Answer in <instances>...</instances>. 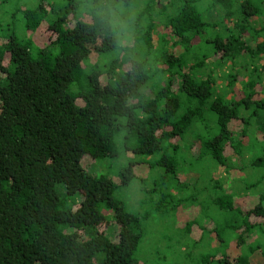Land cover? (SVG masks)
Masks as SVG:
<instances>
[{"label": "trees", "instance_id": "16d2710c", "mask_svg": "<svg viewBox=\"0 0 264 264\" xmlns=\"http://www.w3.org/2000/svg\"><path fill=\"white\" fill-rule=\"evenodd\" d=\"M151 220L172 264H264V0H0V264H161Z\"/></svg>", "mask_w": 264, "mask_h": 264}, {"label": "rangeland", "instance_id": "374dc122", "mask_svg": "<svg viewBox=\"0 0 264 264\" xmlns=\"http://www.w3.org/2000/svg\"><path fill=\"white\" fill-rule=\"evenodd\" d=\"M120 12L123 14H126L128 17V20H133L136 12L139 10L138 5L127 8L124 6H119ZM214 19H217V14L214 16ZM160 27V26H159ZM160 31V29H159ZM26 37L33 39L35 42H43L40 37L38 35H34V33L32 32H26ZM157 35L154 36V40L157 41ZM43 37V36H42ZM207 48H205L204 46H201L200 49V53L203 52H207L206 51ZM225 71V70H224ZM220 84L221 82L218 81ZM225 83V82H224ZM240 87V84L237 83L236 85V89ZM188 141H190L189 138H187ZM82 166L84 167L85 170H87L90 173H97V174H101V175H105L107 177H109L115 184H117L119 186V173H120V169L124 166V162L123 161H113L111 158L110 159H105L104 161L100 162V164H98L97 166L95 165V163H93V161H91L89 158H85L82 162ZM158 172L159 171H154L153 173H151V176H149V173L147 172V167H143L141 169H139V176H141L142 178H149L150 179L146 182V184L140 183V182H133L131 183L128 187H117L113 197L122 202L124 209L129 212V213H133V214H137V213H143L144 209L141 207V202H143L144 200V194L143 191L144 190H150V188L152 187V181L158 177ZM250 174V172H248V175ZM216 178L220 177V178H224V176L221 175H215ZM241 176L238 174L236 176V178H240ZM195 176H180V180L182 182L188 183V184H193L195 182ZM118 181V182H117ZM161 183V182H159ZM229 183H227V185H229ZM238 184H236V182H234V187H237ZM189 194V193H188ZM193 192L189 195H192ZM143 197V198H142ZM241 204H244V200H241ZM174 215H169L170 218V222L171 221H175V219L177 218V222L179 223L178 225L183 226L185 224V222L187 220L193 219L194 217H196L195 212L189 211L188 209H179L176 212V218L172 217ZM111 218V217H110ZM167 220V216L166 219ZM162 220L160 221V225L165 228L166 225V221ZM168 221V224H169ZM207 222H209L208 220H206ZM152 222L149 221L146 225H145V229L147 230L148 227V232L147 235L144 237V239L142 240L140 247L138 249V254L139 256H147L148 259H157V260H164L161 262V264H172V262H184L185 257L187 258V256H184V254L178 253L179 257L176 258H166L167 257V252L162 251V250H154L152 248V246L156 243L155 239L158 238L157 235L154 236V238L152 237V233L150 232L149 234V224L152 225L150 228H155L157 227L158 223H150ZM159 225V229L156 233L158 232H163L162 228ZM170 225V224H169ZM206 228L211 229L212 224L210 223H206L205 224ZM115 228L117 229L115 223L110 220L108 223V233H106V237L110 240L113 241L115 239ZM213 228V227H212ZM155 233V234H156ZM202 235V231L198 228L195 227L193 228V230L191 231V238L195 239L196 241L198 239H200ZM169 244L173 245V242H170ZM193 251H190V256L191 257H195L198 253L207 250L206 248L202 249V247H193ZM181 252H184V249L181 250ZM187 254V253H186ZM147 259V260H148Z\"/></svg>", "mask_w": 264, "mask_h": 264}]
</instances>
